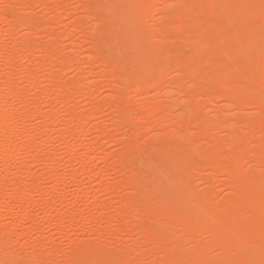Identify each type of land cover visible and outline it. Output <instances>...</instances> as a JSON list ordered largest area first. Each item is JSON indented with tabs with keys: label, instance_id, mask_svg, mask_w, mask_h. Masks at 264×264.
Here are the masks:
<instances>
[{
	"label": "bare ground",
	"instance_id": "6f19581e",
	"mask_svg": "<svg viewBox=\"0 0 264 264\" xmlns=\"http://www.w3.org/2000/svg\"><path fill=\"white\" fill-rule=\"evenodd\" d=\"M10 1H12V0H10ZM19 1L20 0H18L17 2L19 3ZM21 1H20V3L23 4V1L22 2ZM25 1L26 0H24V2ZM37 1L35 0V2H37V3H44V2L46 3V0H43V2H41L40 0H37ZM57 1H58L57 2L58 4L57 3L56 4L61 5V7H62V5L67 3L68 0L67 1L66 0H57ZM92 1L94 3V0H83V3L81 6L83 7L84 10L83 9L82 10L84 12H86L85 11L86 8H88L87 12L90 11L88 4ZM126 1L128 2L129 6L127 8V11L123 15H117V16L113 15L112 16V15L107 13L108 15H104V16L99 15V16L95 17V19H92V17H90L92 15V13L89 12L90 13V16H89L90 21H91V19L94 20L95 21L94 25L95 24L99 25L100 28L98 29V27H97L96 31H93V29H92L91 31L95 32V33L92 32L93 34H91L90 31L88 33L86 30L83 31L85 33L82 34V32H81V34L83 37H85L83 40L87 39L89 35H91V38H92L93 35L96 34V37L94 36V38H92L93 40L95 39L94 41L93 40H87L88 43H90V45H91L90 47H91V49L94 50V52L96 51V53H98L97 52L98 49L102 45H103L102 48L105 46L104 44H100V40H102L103 34H107V33L109 35L112 34L111 32L109 33L110 29L113 30L114 37L118 36V34H116V36H115L114 32L116 33L119 30L124 31L121 29L122 26L121 25L119 26L118 23H117V25H118L117 31H115L116 28L114 29L115 26L112 25V23H113L112 21H113V18H116V17L119 19V21L125 22L127 24V30L132 32L135 29L137 30V28L139 29V27L141 26V20L142 19L150 18L149 21H151L152 18L154 19V16H158V18L155 19V21H154V25L147 23V24H150L149 27H151L153 25L151 27L152 29L148 27L151 30V33L149 35V39L152 43L163 44V43H166L167 41H170V40H173L175 43L176 40H178L177 42H179V39H181V38L185 39L186 41L181 40L182 43L181 44L179 43L180 48L179 47L177 49L172 48V52H171V49L169 50L170 53L165 52V54H168L167 57L169 56L168 59L170 58V60L172 61L171 65L168 64L171 61L162 60L163 56L159 55L160 56L159 59L161 58L160 60H162V63L165 62V64H167V65H165V66L163 65V67H160V68L158 67V70L155 71L156 75H153V73H150V75H147L146 78L148 81V83H147L148 85L146 87H142L141 89L138 87V84H137L138 80L137 79H142L145 76V74L140 73V75L136 76L137 78L134 80L132 79L133 80L132 81L131 78L133 76L128 78L129 74L127 72L128 70L126 67L124 69H122L121 72H118L119 74L115 76L114 74L117 72V69L115 68L116 66H114L112 64L113 62H110L111 65L105 64L104 65V66H106L105 69L102 65L101 68L103 67V73H104V70H105V72H110L112 74L113 78L115 79L114 81L116 84H113L111 86H115L112 88H114L115 91H117V93H116V95L114 94V96L112 95V97L108 98L106 100L105 104L100 105V107H101V109H102V107H103V109L106 108L108 112L110 110V112H109L110 114L111 113L114 114V112L120 113L121 119L118 121L121 122V120H122V122H130L131 123V129L127 128V129H130V131L132 130L131 136H130V138H126L129 140H126V142H123V144H121L122 150L123 149L125 150V152L123 151L122 153H125L127 155H129L128 153L131 152L132 147H133V149H135V151L137 150V152L138 151L139 152L144 151L141 149V148H144L143 147L144 143L140 144V146H139L140 148L136 147V145H139V142H137L138 136L140 135V133H141V135L144 134L141 132V130H143L146 133V132L150 131L151 129L156 128L158 126L159 119L166 118L170 115H173V112L175 111V109L180 108L179 110H181L180 111L181 113H179L178 115L175 116V121L177 123H179V125H181L180 127L181 128L183 127V129H186L191 125L197 126L198 127V133H197L198 139H202V138L206 139L207 141H209V143L213 147V149H211V151L209 150L208 152H204L203 150H201L199 148L203 153V155L201 154V156H200L201 160H202L204 166L210 172L209 176L206 177V179H205L207 189L202 190L201 192H197L196 189L193 190L195 188L194 184L191 183V184H193V189H192L191 188L192 186L190 187L188 185L190 183H188V181H186V179L187 180L191 179V177H189L190 175H193V174L195 175L196 173H199V171L200 172L202 171L200 166L198 167L196 159H194L192 156V152L195 151V148L197 149V147L194 146L196 144L195 141H189L188 139L183 138L182 135H178L179 133L172 135L173 140H174L173 145H170L172 143L167 142L169 140V139H167V137L162 138L160 135H153L149 139L145 138V139H147V140H145L146 141L145 143L147 145V146L145 145V148L147 150L144 148L145 152L149 150L147 147L150 148V150H149L150 152L152 149V154L154 153L153 148L156 149L155 153L153 154V157L155 156V154H158L159 152L173 155L175 163L174 162H168V164L172 163V166L175 164L177 169L173 168V167H175V165H174L172 167L173 168L172 171L174 172L176 170L177 172L175 171L176 172V173L174 172L175 174L169 172L167 179L170 178V174H171V180L174 181L175 184L178 183V185H179V183L180 184L182 183L183 185H185V186L187 185V186L185 188L183 186V190H181V191L179 188H178L179 191L177 188H174L176 192L175 191H172V192H174L175 198L171 199L170 193L167 194L168 192H166L165 190L164 191L166 193L162 191V189L165 188V186L168 188L170 187V186H167L168 184L165 185V183H163L164 181L161 182V184L163 183L162 187L164 185V187L162 189L160 188V186L158 184L160 179L157 177L154 178V180L158 179L159 181H157V180L152 181V182L150 181L151 184L148 183L149 178H147V174L150 172V171H148L150 166L146 165L147 162L144 163L145 161H143V162L141 161V164L143 163L145 166L139 164V166H138L139 170H137L136 172L128 170L129 173L126 171L128 173V174H126L125 173L126 161H127L126 157L122 153H119V154L117 153L118 157L115 156L116 157L115 158L116 160L114 159L115 162L111 163L110 167H108V168L117 170L119 173H121L123 175L122 177H124V178H123L122 185L121 186H117V185L112 186L109 184L107 185V184L102 183L101 184V191L105 195H108L105 192H109V191H114V192L117 191L118 192L119 189L124 187V188H127L130 190L129 193H126V195L124 194V196L122 195L121 200H120V207H115L114 210L107 215V217H104L102 215L101 216L91 215V216H88V218L80 219V221L93 220L92 222H104L107 220V222L110 225L112 222H114L116 224L115 225L116 227L115 226L114 227L109 226L106 230H104V231L102 230L100 232V235L101 236H109V235L114 236L115 235L118 239L121 238L122 235L131 234V233H133V231L137 232L139 230L138 232L142 233V239H144L142 242V245H141V251H140V253H138L136 255L134 254L135 256L130 251L132 256H133L132 257V256H130L131 254L125 250L126 249L125 248L123 250H125L129 255H127V254L117 255L116 254L117 256L116 255L114 256L113 252L117 253L116 249L118 250V248H116L114 251L111 250V249H113V248H111L110 250L112 251L111 254L113 255V257L111 260L108 261V257L106 256L107 259H105V256H104L105 253L102 251L101 248H95V245H92L94 247H91V244L89 246L86 242H77L78 243L77 244L74 241L75 243L73 242L72 243L73 245L71 247V249H73V250L70 249V253L66 256V262H68V263H64V264H72V263H74V264H105L106 262L108 264H149V262L145 263V261L148 260V257H149L150 261H151L152 257L157 259V260L155 259V261L157 263L155 262L154 264H264V253L253 256L254 254H251L252 253V251H251V253H250L251 255L249 256L248 255L249 252L248 251H247L248 253L246 252L247 247L254 244V243L255 244L259 243L264 248V0H126ZM170 1L172 3H169ZM13 2L16 3V0H13ZM28 2H29V0H28ZM31 3H30V5H31ZM98 4L99 3L96 4V7ZM57 5H55V7L53 6L55 9L52 7H51V9L55 10L54 12H56V14H54V15H57L56 18H58V23H57L58 25L56 24L57 27H61V25L59 26V23L61 22L60 24H62V22H63L60 20L62 18L61 12H63V16L65 15L64 14V12H65L66 17H67V12H66L67 8L65 9L66 6H64L65 11L61 10V12L57 8L58 11L60 12L58 14V11H56ZM66 5L68 6V4H66ZM91 6L93 7L92 4H91ZM169 6H171V8ZM24 7H26V5ZM27 7H29V6H27ZM32 7H34V6H32ZM9 8H10V6H9ZM17 8H19V6ZM106 8H107V6H106ZM27 9H29V8H27ZM51 9L49 8V10H51ZM78 9H79V7H78ZM53 10H52V12H53ZM79 10H81V7ZM104 10H108V9H104ZM120 10H122V9L120 8ZM233 11H237V13L234 15ZM242 11H245V13H241ZM4 12H5V10H3V13L1 11V15L4 14ZM19 12H20V10H19ZM52 12L51 13L49 12V13L53 14ZM119 13L121 14L122 11H120ZM30 14H32V12ZM212 14L213 15H215V14L220 15L219 19H216L215 22L214 21L213 22L207 21L206 18ZM19 15H21V13H19ZM72 15H73V13H72ZM30 16L31 15H28L26 17L30 18ZM68 16L70 17L71 14ZM85 16H87V15H85ZM94 16H96V14H94ZM52 17H54V16H52ZM52 17H51V19H52ZM11 18L13 20H14V18L16 19V17H10V19ZM48 18H49V16H48ZM64 18H65V16H64ZM3 19L5 21H7V19H5V17H3ZM73 19L75 21H78V22L81 21L80 23H82V21H84V20H80V21L77 20L78 18H76L75 15L71 20H73ZM81 19H84V18L81 17ZM87 19H88V16H87ZM13 20H12V22H13ZM74 20L70 22L71 24L73 22V27L75 26L76 23H77V25L80 24L78 22H75ZM2 21H1V23H4V21L3 22ZM55 21H57V20H55ZM53 22H54V20H53ZM34 24H35V26H32L31 24H29L28 25L29 29L26 26L25 27L23 26V28H26L27 30H29L30 31L29 33H31V31H32V33H34L33 31H35L36 28L40 27V26L36 25V23H34ZM96 25H95V27L92 25L91 28H96ZM234 25H235V27H234ZM238 25H239V27L243 26L242 28L245 29V32L242 28H241V30L246 35L244 33L240 34L241 30H238L240 28L238 27V29H237V27H236ZM81 26H82V24H81ZM111 26H113V28ZM10 27H12V25H10ZM42 27L43 26H41L40 28L42 29ZM57 27L54 26V29ZM12 28L14 30H17L16 27H12ZM12 28L9 29L10 32H8V34L11 33V31H13ZM54 29L52 28V31ZM58 30H59V28H58ZM237 30L239 31V33L237 32ZM50 31H51V29H50ZM37 32H39V31H37ZM37 32H35V33H37ZM60 32H61V30H60ZM60 32H57V33L59 34ZM14 33H15V31H14ZM32 33H31V35H32ZM42 33L44 34L46 32L42 31ZM57 33H56V30H55V33L53 31L52 34H50V32H49L50 35H53V38H56ZM125 33H126V31H125ZM12 34H13V32H12ZM60 34L62 35V32ZM33 35H32V37H33ZM72 35H74V36L71 37V36L67 35V38L68 37H69V39L75 38V40H76L75 34L73 33ZM134 35H135V32H134ZM86 36H87V38H86ZM240 36H242V37L245 36V38H244L245 42L242 43V45L239 42H238L239 45L237 44L238 39L242 38ZM60 37L61 36H59V38ZM29 38H31V37H29ZM53 38H52V40H53ZM136 38H139V37H136ZM31 39H34V38H31ZM36 39H37V37H36ZM88 39H90V38H88ZM27 40H29V39H27ZM55 40H57V39H55ZM71 40L74 41L73 39H71ZM83 40H81V43ZM145 40H146V38H145ZM187 40H189V41H187ZM20 41H19V43H20ZM72 41H71V43H72ZM17 43H16V45H17ZM38 43L40 45V41H38ZM59 43H60V40H59ZM59 43H57V44H59ZM74 43H75V41H74ZM74 43L72 44V50L76 54L80 47H81L80 50L83 49L82 48L83 45H80L76 42V45L77 44L80 45L78 48V46H76ZM104 43H105V41H104ZM121 43H122V40H121ZM183 43L184 44L193 43L195 45L194 47H196V48H193V50L194 49H196V50L191 54L190 53L185 54L186 52L184 53L183 52L184 50L182 51V48L184 46ZM212 43H215V44L229 43V47L227 49L226 48L227 46H226L225 49H227V50L223 49L224 51H220L219 53H212V54L207 55L205 53V51L208 47L212 46ZM32 44L36 45L37 40H36V44H35V41ZM48 44H51V42ZM83 44H86L85 41H83ZM179 44H177V46ZM41 45H44V44H41ZM120 45H122V44H120ZM36 46H38V45H36ZM52 46H50V49L48 48L49 46L44 49L45 51H43V53L46 52L50 56V58H48L49 61L45 62L42 60L44 58V56H43V58L41 59L43 62L40 63V61H38L40 63V65H39V63L37 65V67L39 66L38 69L39 68L41 69L42 67H40V66H42V65H43V67L44 66L48 67L49 65L50 66L52 65V67L54 66V67H56V69L59 68V70L61 67V70L59 71V73L61 72L60 75L55 74L54 73L55 70L52 73L51 69H53V68H49L51 70V71H49V73L51 72L52 74L58 75L59 77L62 75V68H64L67 65H71L75 69V71L76 70L79 71L78 70L79 68L77 66L79 63L76 61L75 58L70 59V58H72V56L69 55L70 56L68 58L69 61L67 58H66L67 61L60 59L59 58L60 56L54 52V49H51ZM57 46H59V45H57ZM25 47H26V45L24 43H22V47L17 48V50L19 49V52L20 51H23L24 53L27 52L26 54H24L25 57H27V59L30 55H31V57L33 56L30 59H35L36 56L32 55L33 54L32 50H30L32 53L31 54L29 50L26 51ZM55 47H56V45L53 46V48H55ZM90 47H89V49H90ZM171 47H173V46H171ZM190 47H193V46H190ZM118 48L115 49L113 47V49H115V51H114V56L116 57L115 59L119 58V59H121V61H122V59L124 61L128 60L129 57L127 59L125 57V55L123 56V54L121 53V51H124V50H122V49L119 50ZM121 48H124V47H121ZM174 48H176V47H174ZM33 49H34V47H33ZM40 50L42 51L43 49L40 48ZM40 50H37L35 52H40ZM55 50H57V49H55ZM135 50H137V49H135ZM127 51H128V49H127ZM162 51H164V50H162ZM99 52H101V51H99ZM15 53H18V52L15 51L14 55H15ZM46 53H44V54H46ZM72 53L73 52H71L70 54H72ZM125 54H126V50H125ZM169 54H171V56ZM8 55L6 56V59H8V61H7L8 68L13 69V67L15 65V63L12 59L13 56H9V58H8ZM10 55H13V54H10ZM46 57H48V56L46 55ZM73 57H75V56L73 55ZM77 57H78L77 60L81 61L79 59V56H77ZM89 57H91V56H89ZM99 59H100L99 54H95L94 56H92V60H94V61L99 62ZM14 60H18V59H14ZM90 60L91 59H88L89 62L85 61L86 62L85 64H89V66L91 67V63H94V61H92V60L90 61ZM130 60H132V59H130ZM116 61H120V60H116ZM134 61H136V60H133L132 62H134ZM167 61H168V63H167ZM101 62H103V61H101ZM121 63H123V62H121ZM121 63H119V64H121ZM36 64L37 63H35L34 66H31L30 72L28 71L29 73L26 72L28 74V83L27 84H29L31 86L34 85V83L38 81V80H36L38 73L34 74L35 71L32 70L36 67ZM58 64L60 67L55 66ZM132 64L135 65V63H132ZM158 64H159V62H158ZM80 65L82 66V64H79V66ZM97 65H98V63L94 66L96 67ZM15 66H17V65H15ZM81 66H80V68H81ZM94 66H92L93 69L95 68ZM167 66H169V67L171 66V67L169 68ZM0 67H2V66H0ZM96 68H98V67H96ZM168 68H169V70H168ZM171 69L174 71H177V74L175 76H173L172 78L170 76L169 82L164 84V82H162V81L164 80L166 75H168V74H166L167 73L166 70L171 71ZM44 70L48 73V69L46 70L44 68ZM106 70H108V71H106ZM82 71L80 70L79 73ZM90 71H91V69H90ZM93 71L96 72L97 70L94 69ZM47 73H46V76L48 78L47 80L50 81L51 80L50 78H52V81L56 82L55 84L54 83H52V84L55 86L58 85L60 87V89H59V87L56 86L55 90L58 88L59 91H64L63 92L64 94L62 93L63 95L61 93H58L59 91L58 92L56 91V95L60 94V96H62V98H60L59 96L58 97H59V101H61V103H63V105L65 106V109H67L66 107H68L70 105V103L77 104L76 101L75 102L72 101L73 98L74 99L76 98L75 100H78L77 95H80L82 97L87 98L86 97L87 92L85 93L83 91V89H82L83 85L82 84L81 85L80 84H69V85H64V86L62 84L59 85V84H57L58 79H57V81H55L53 79V77H50L51 73L50 74H47ZM92 74H93V72H92ZM96 75L93 74V76H96ZM132 75H134V73ZM46 76H45V78H46ZM75 76H79L78 72H77V75H75ZM109 77H111V76H109ZM168 77H169V75H168ZM168 77H166V78H168ZM63 78H64V76H63ZM78 78L79 77H77V79ZM129 79L132 81V84L129 82ZM185 79H187V80L189 79L192 83H194V85H196L198 87L199 91L195 90L197 92L192 93V92H189L188 90H185L184 88H186V86L183 85L184 84L183 82L185 81ZM8 80L10 81V79H8ZM59 80H61V78H59ZM52 81H50V82H52ZM112 81H113V79H112ZM60 82H62V81H60ZM76 82L78 83V81H76ZM69 83H70V81H69ZM129 83H130V87L135 89V93L138 90V91H140L139 93H142V94H147L148 93L147 91L150 88H158L159 87L158 89L161 90V87H160L161 83H163L164 86L168 84L174 88L175 93H177V94L184 93L188 97V100H189L188 103L189 104L187 103L184 106V104H182L181 102H179V104H176L178 101H170V102H168V104L151 106L147 101H145L141 105V110L143 111V115L140 116V118H138V121H136L137 118L134 117V114H133L134 112L132 113L130 108H128V99L130 98V97H128V95L130 96V94L123 92V90L126 89L127 86L129 85ZM6 84H8V85L6 86ZM6 84L4 85V86H6V88H4L5 91H3L5 95H2V93L0 92V98H2L3 96H7L10 93H14V91H16L15 90L16 87L12 81H11V83H6ZM52 84L50 83V85H49V91L51 89L52 90L54 89V86L51 87ZM16 85H18V84H16ZM194 85H193V87H194ZM84 89H87V88H84ZM158 89H156V90H158ZM55 90H54V92H55ZM49 91H47V92H49ZM126 91L130 92V90L129 91L126 90ZM25 92H24V95L27 93V92L26 93ZM50 92H53V91H50ZM73 92L76 95L73 94ZM90 92H92V90H90ZM71 93L73 95H75V97H73ZM16 94H18V93H16ZM36 95H35V97H37ZM39 95H41V96H38L36 99H32V98H35L34 96L32 98H30L32 100V102L34 100H36L37 102L39 101V103H42V101L40 102V99L43 97L42 96L43 94L39 93ZM199 95L204 96V97L206 96L205 98L216 97V98L224 99V100L231 99V102L233 101V103H234V104L233 103H231V104L233 106H235L238 110L242 111L244 109L246 110L247 108L249 109V107H253L250 109L255 108L256 111H258L257 112L258 115L260 114V117L257 119H254V120H252L253 119L252 118L251 120L245 119V120L241 121L242 126L240 129L241 131H239L236 128H232V124L230 123V121L223 116L224 110L222 108H219L218 111L215 110L214 114L216 113V111H217V113H216L214 119H212V120L207 119L205 117V115H203L201 112H200L201 114L198 113L196 98ZM25 96L27 97V94ZM87 96L89 97L90 101L93 99H96V98H94V96L92 98V95H87ZM17 98L19 100V97H17ZM2 99H4V97ZM62 99H63V102H62ZM82 99H84V98H82ZM89 99H87V101ZM41 100H43V98ZM20 101L22 103L23 98L21 99V97H20ZM93 101H95V100H93ZM29 102L31 103V101L29 100L27 102L28 105H29ZM5 103L7 104V102H4V104ZM27 103H25V101H24V103H22V104H26V105L25 106L23 105L24 107L20 108L18 110V112L20 114L26 115V114H28L26 112H29V114L31 113L30 111H28V109H26V107L28 106ZM95 104H96V102H95ZM32 105H36V103H34ZM97 105L98 104H96L94 106H96V108L99 109L100 107H97ZM71 106H73V105H71ZM37 107H39V106L37 105ZM69 108L71 109L70 106H69ZM69 108H68V110H69L68 112L70 114L72 111L77 113L75 107H73L75 109V111L70 110ZM101 109H99V111H102ZM106 109H105V111H106ZM176 111H178V110H176ZM54 113H56V112H54ZM65 113H67V112H65ZM69 113H67V115ZM140 113H142V112L140 111ZM12 115H14L13 112H12V114L11 113L8 114L7 112H2L0 114V121H1V130L0 131L1 132L3 131V129H4V131L7 130V127H6V129L4 127L7 126V124L11 121L10 118L12 117ZM53 115H55V114H53ZM76 115L78 116L79 113H77ZM93 115H95V113H93L92 116ZM69 116L70 115H68L67 117H69ZM13 117H15V116H13ZM47 118H49V119L51 118V120L48 119L50 124H55L53 122L55 117L52 118V117L48 116ZM57 118H59V117H57ZM57 118L54 120L55 122H57V121L59 122V120H57ZM91 118H93V117H91ZM134 118L136 119L135 121L138 122V124L142 123V124L147 125V126L145 128H142L140 126L141 124L137 125L136 122L134 121ZM76 119H79V120H76ZM76 119H74V115L70 116L66 120L67 123L64 122V130L62 129L60 131V133H62V134H60L61 136L59 135V137L64 138L62 140L66 141V142L63 141V142H65V145H66V150H67L66 153L71 154V155L74 152L73 146H75V145H72L70 140H68V139L72 138V137L74 139V137L76 135H79V132L77 130L78 129L77 126L79 124H80V126L82 124V127H80V128H83L85 125L88 124L87 121H86V123H82V121L80 122L81 119L79 117L78 118L76 117ZM74 120L79 121L80 123H75ZM50 121L53 123H51ZM118 121L117 122L115 121V123H118ZM47 123H48V121H46V124ZM40 126H41L40 128H42L43 123ZM100 127L97 125L94 126V130L98 134L100 133L99 131L102 130V128H105L101 124H100ZM121 127H123V125ZM84 129H86V128L84 127ZM220 130H226L227 132H229V136L226 138V140L223 142V144L215 136L210 134V132L211 133L212 132H218ZM43 132H44V130H43ZM175 132L177 133V131H175ZM104 133H106V132H104ZM4 134H6L5 136H7V131ZM34 134L31 137L33 139H30L27 136V138L30 139L28 141V146L32 149L37 148V146H38V143H37L38 140L37 139L39 137H36L37 139L35 140L34 138L36 136V133H34ZM41 134L42 133H40V131H39V135H41ZM256 134H261L262 138L258 141H255V143L253 144L252 142L254 141V137L256 136ZM140 137H143V136H140ZM140 137H139L138 141L140 140ZM144 137H147V136H145V134H144ZM3 138H1V136H0V163H2L4 160L3 149L9 150L10 148L14 147L13 142H11L8 138H4V139ZM105 138H106V136H105ZM112 138H114V137L111 136V139ZM175 141H176V143H175ZM99 143L100 142H96V144L98 146L100 145ZM224 147H226V148H224ZM122 150H120V151H122ZM135 153L136 152H134V154ZM138 154H137V156H138ZM87 156H88V153H83L82 157L85 158ZM140 156L141 155H139L138 157H140ZM129 157L133 158L134 160H135V158H137L135 156H134L135 158L132 156H129ZM200 157H198V158L200 159ZM163 158H165V157H163ZM133 159H131V161ZM139 159L137 158V160H139ZM141 159H144V158H141ZM147 160L152 161L151 158H148ZM139 161H137L136 163H139ZM249 162H252L251 164H253V162H254L255 169H254L253 173L246 172L247 171L246 166ZM134 163H133V169L136 166V165L134 166ZM155 163H156V161H155ZM155 163H153L154 164L153 166H155ZM140 165H141V167H140ZM158 165L159 164L156 165V168L159 167ZM160 165H162V167H163L164 164H160ZM106 168H107V166L104 169H106ZM104 169L102 168L100 170V172L98 173V175L101 178H103L104 174H105V177H106V173L109 174L107 172V170H104ZM135 169H137V167ZM170 169H171V167H170ZM80 170L79 171L77 170L78 172L73 174L74 179L78 178L80 176L81 172H83V171L86 172V168L80 169ZM130 170H132V168ZM196 170H198V171H196ZM20 172H18V174H20ZM159 173H161V171H159ZM166 173L160 174V175H163V177H164L166 175ZM185 173H188V174H185ZM172 174H174V175L172 176ZM222 175L226 177L225 186H227L230 189L231 193L225 199L220 200L218 202L217 201L214 202V200H213L214 196L210 192V191H212L211 187H213L215 185V182ZM18 176H20V175H18ZM186 176L189 178H185ZM0 177H1V182H2V188L0 189V211L4 210L5 213L6 212L8 213V212L12 211V208L16 210V215H14L15 218H14L13 223L11 222L10 225H4V226L0 227V230H1L0 232H2L0 234V239L2 241V239H11L12 237L14 238V236H16V234H18L17 233L18 230H16L17 225H15V223H16V220L18 222L22 219L21 216L24 217L23 218L24 220L21 222H24V221H25V223L30 222L29 224H26V225H30V224L35 225L36 218H34V216L32 217L31 214H30V216H28V214H27L26 218H25V215L22 214L24 208H26V206L28 204V201H29V203L33 202L32 199H31V201L29 200L32 197L31 193H29V190H31V186H32V192L35 193L34 192L35 189L33 190L34 186L29 185L28 187L30 189H28V187L26 186L27 184H25L20 179V177L14 178L12 181L9 180V176H0ZM143 178H144V180H143ZM183 178H185V179L183 180ZM145 179L147 180L148 184H146V182H144V181H146ZM142 181H143V183H142ZM190 181L192 182V180H189V182ZM8 184L12 185V188H11L12 192L11 193L9 192V194L7 193ZM171 187H172V184H171ZM174 187H176V186H174ZM180 187H181V185H180ZM168 188H166V189L167 190L171 189V188H169V189ZM174 189L172 188L171 190H174ZM209 189H210V191H209ZM33 193H32V195H33ZM116 196L118 197L119 194H117ZM144 196H147L148 200H144ZM38 202L40 203V204L39 203L38 204L42 208H44V210H46V212H48L47 215L45 214L46 215V217H45L46 221H49L51 219H55L56 223L54 225H55V229L58 231V233H63V231H65L67 226L64 225V222H72L75 219L74 213L71 211H66L64 213L54 214L56 211V208H57L56 203H53L54 201L51 202V201H48L47 199H40ZM34 203L35 202H33L31 204H34ZM183 203L188 204V208L189 207L190 208L184 210L183 206H182V205H184ZM31 204H29V205H31ZM98 207L102 211H105L107 205H106V203L105 204L101 203L98 205ZM19 214L21 216H18ZM128 219H131L132 221H128ZM33 220L35 223H33ZM66 224L68 225V223H66ZM161 224H163L165 226V229H162L159 227V225L161 226ZM23 225H25V224H23ZM70 225H72V224H70ZM70 225H68V226H70ZM26 227H23V228L27 229ZM37 227L41 228L43 226H39L37 224ZM135 227L138 228V230H136ZM177 228H179V229H177ZM32 230H35V232H36L35 227H33V228L29 227L28 230L25 231L22 235L25 236L26 239L27 238L28 239H35L37 244H44L45 243L44 239H46L45 236L44 237L43 236L34 237L32 235V232H33ZM176 230H178V231H176ZM179 230H180L181 234H180ZM41 231H42V229H41ZM35 232L33 234H35ZM173 232H176V233L178 232L180 237L174 238L172 236ZM38 233H39V230H38ZM65 233H66V231H65ZM205 233H207V238L205 237L206 239H208L207 242H205V238H204ZM176 239H180V240H176ZM186 240H188V241L190 240V242L193 241L194 244H196L195 248L188 253H184V251H183L184 250L183 247H185V241ZM173 241L176 242L177 247L182 246L181 249H183L182 250L183 252L176 251L173 249V247L170 248L171 247L170 244ZM2 243H3V241H2ZM4 243H5V241H4ZM7 243H8V241H7ZM80 243H82L83 245L87 244L86 250L81 249V246L79 245ZM8 244H5V246ZM1 245H4V244H0V246ZM156 245H160L159 246L160 250H157L158 247L156 248ZM252 246H250V247H252ZM250 247L248 248L249 251H250ZM105 249H109V248H105ZM53 250L56 253L57 247H54ZM185 250H186V248H185ZM125 251H123V252H125ZM1 252H2V250H1ZM5 252H7V251L2 252L3 256L0 255L2 257V259L4 258V260H2L0 258L1 259L0 263L3 264V262H4V264H8V263L10 264V262H12V260H13V256L14 257H16V256L13 254L8 255L9 251L7 252V254H5ZM107 252L110 253L109 250ZM107 252H106V255H107ZM120 252L121 251H119V253ZM39 253H40V251H33L32 253H25L27 255L25 258H23V260L25 259L24 260L25 264H37L34 261H36L35 257ZM11 255H13V256H11ZM16 255H18V254H16ZM21 256L19 255V257H21ZM19 257H17V259ZM19 259H21V258H19ZM16 262L13 261L12 263H16ZM151 263H153V260L150 262V264Z\"/></svg>",
	"mask_w": 264,
	"mask_h": 264
},
{
	"label": "rangeland",
	"instance_id": "374dc122",
	"mask_svg": "<svg viewBox=\"0 0 264 264\" xmlns=\"http://www.w3.org/2000/svg\"><path fill=\"white\" fill-rule=\"evenodd\" d=\"M17 1L18 0H16V3H15V2H13V0L12 1L0 0V66H2V67H0V89L2 90V91L0 90V92L2 93V95H5L3 91H5L4 88H6V86L8 85L6 83H11V81L14 83V85L16 87V89H15L16 91H14V93H10L11 95L9 94L7 96H3L4 99H2L3 97L0 98V100L2 101V102L0 101V112L1 113L7 112L8 114L9 113L12 114V112H13V114H14L10 118L11 121L7 124V126L4 127L5 129L7 127V130L4 131V129H3L2 132L0 131L1 138H3V137L8 138L11 142H13V145H14V147L10 148L9 150L3 149L4 160L2 163H0V176H9V180H11V181L14 178L20 177V179L25 184H27L26 185L27 187L29 185L34 186L33 190L35 189V191H34L35 193L32 192V186H31V190H29V193H31V196H32L29 200L31 201V199H32L33 202H35V203L31 204L33 202L29 203V201H28V204H27L26 208H24L22 214L25 215V218H26L27 214H28V216H30V214H31V216L32 217L34 216V218H36L37 221L35 220V222H36L35 223L33 220V223H35V225L34 224L33 225H31V224L26 225V224H29L30 222H27V221H26L27 223H25V221L21 222L24 220L23 219L24 217L19 214L18 216H21L22 219L20 221H18L19 223L16 220V223H15V225H17L16 230L19 231V232L17 231L18 234H16V236H14V238L12 237L11 239H2L3 243L0 239V244H4V245L0 246V249L2 250V252H4V251L8 252L9 251L8 255L13 254L16 256V257H14L13 255H11V256H13L12 262L13 261H15V262L17 261V262L16 263L10 262V264H25V262H24L25 259L23 260V258H25L27 256L25 253H32L33 251H40V253L35 257L36 261H34L37 264H64V263H68V262H66V256L70 253V249H71V247L73 245L72 243L74 241L76 243L77 242H86L89 246L91 244V247H94L92 245H95V248H101L102 251L105 253V254L103 253L105 256V259H107L106 256L108 257V261L111 260L113 257V255L111 254L112 253L111 250L114 251L116 248H118V250L120 249L119 251H121V252L119 253V251L116 249L117 253L113 252L114 256L116 254L117 255H123V254L129 255L128 253L131 254V252L133 255L134 254L136 255V254L140 253L141 245H142V242L144 240V239H142V233L138 232L139 231L138 228L135 227L136 230H138L137 232L133 231V233H131V234L122 235V237L118 239L115 235L114 236H112V235L101 236L100 235V232L102 230L103 231L106 230L109 226L114 227L116 225L114 222H112L110 225L107 222V220L104 222H92L93 220H86L87 222L86 221H80V219L88 218V216H91V215H93V216H101L102 215L104 217H107V215L109 213H111L115 207H120V200H121L122 195L124 196V194L126 195V193H129V191H130L129 189L124 188V187L119 189L118 192L117 191L116 192H114V191L105 192L108 195H105L101 191V184L102 183L107 184V185L109 184L112 186L113 185H117V186L122 185L123 178H124V177H122L123 175L121 173H119L117 170L109 169L108 167H110L111 163L115 162L114 161V159L116 158L115 156L118 157L119 153H122L123 151L125 152L124 149L122 150L121 144H123V142H126V140H129L126 138H130L131 133H132L131 132L132 130L130 131V129H131V123L130 122H122V120H121V122L118 121L121 119L120 113L114 112V114H112V113L110 114L109 113L110 110L108 112L106 108L103 109V107H102V109H101V107H100V105L105 104V102L108 98L112 97V95L114 96V94L116 95V93H117V91H115V89L112 88L115 86H111L113 84H116L114 81L115 79L113 78V76L110 72H105V70H104V73H103V67L105 69L106 68V66H104L105 64L111 65L110 62H113L112 64L114 66H116L115 68L117 69V72L114 74L115 76L119 74L118 72H121V70L126 67L128 70L127 72L130 75V76L128 75V78L133 76L131 78V80L136 79L137 78L136 76H139L140 73L145 74V76L142 79H137L138 81L136 80L138 87L141 89L142 87H146L148 85L147 84L148 81L146 78L147 75H150V73H153V75H156L155 71L158 70V67L160 68V67H163V65L164 66L167 65V64H165V62L162 63V60L171 61L170 58L168 59L169 56L167 57L168 54H165V52L170 53V51H169L170 49L172 52V48L177 49L180 46V44L182 43V41H186V40L181 38V39H179V42H177L178 40L175 41L176 44L174 43L173 40L167 41L166 43H163V44L152 43L149 39V35L151 33V30L149 28H151L154 25V21H155V19L158 18V16H154V19L152 18L151 21H149L150 18L142 19L141 20V26L139 27V29L137 28V30L135 29L132 32L127 30V24L125 22L119 21V19L116 17V18H113V21H112L113 22L112 25L115 26L114 29L116 28L115 31H117V28H118L117 23L119 24V26L120 25L122 26L121 29L124 31L119 30L116 33L114 32L115 36H116V34H118V36H116V37H114L112 29L109 30V33L110 32L112 33L111 35H109L107 32H106L107 34H103L102 40H100V44H104L105 46L102 48V46H103L102 45L98 49V51H97L98 53H96V51L94 52V50L91 49V47H90L91 45L87 41V40H93L92 38H94V36L96 37V34L93 35L92 38H91V35H89L90 37L87 35L88 38H90V39H88L86 36L87 39L83 40L85 38L82 36V34L85 33L83 31L86 30L88 33L90 31L91 34L95 33L93 31H96L97 27L99 29L100 26L95 24L96 28H91L92 25L95 27V25H94L95 21L92 19H95V17H97L99 15L104 16V15L110 14L112 16L113 15L117 16V15L125 14L128 6H129V4L126 0H107V1L106 0H96V1L94 0V3L92 1L88 4L89 10H90L89 12L92 13L91 16H90V13L87 12L88 8H86V10H85L86 12L83 11L84 9L81 6L83 3V0H70V1L66 0L67 3L62 5L63 8L61 7V5H57L58 4L57 0H46V3L44 2L45 4L44 3H37L38 2L37 0H36L37 2H35V0H29L30 3L32 2L31 5L28 2V0H26L25 2H24V0H22L23 4L20 3L21 0L19 1V3ZM40 1L43 2V0H40ZM96 2L99 3L97 5V7H96V4H97ZM169 3H172V2L170 1ZM66 4H68V6ZM91 4L93 5V7L91 6ZM25 5H26V7H24ZM55 5H57L56 11H58V9L60 12H61V10L65 11V9L67 8L66 12H67L68 18L66 17L65 12H64L65 18L63 16V12H61L62 18L60 20L63 21L62 24H60L61 22L59 21L60 22L59 26L61 25V27H57V25H58L57 24L58 18H56L57 15H54V14H56V12H54L55 10L51 9V7L54 8ZM105 5L107 6V8ZM9 6H10V8H9ZM18 6H19V8H17ZM27 6H29V7H27ZM32 6H34V7H32ZM64 6H66L65 9H64ZM171 6H169V7L171 8ZM78 7H79V9L81 7V10L82 9L83 10L82 11L79 10ZM27 8H29V9H27ZM49 8L51 10H49ZM120 8L122 10H120ZM104 9H108V10H104ZM3 10H5V12H4L5 15L4 14L1 15V11L3 13ZM19 10H20V12H19ZM52 10H53V12H52ZM59 11H58V14L60 13ZM120 11H122L121 14L119 13ZM18 12L21 13V15H19ZM31 12H32V14H30ZM49 12L50 13L52 12L53 14H50ZM72 13H73V15H72ZM233 13L235 15L237 13V11H233ZM241 13H245V11H242ZM70 14H71V16L69 17L68 15H70ZM94 14H96V16H94ZM28 15H31L30 18L26 17ZM74 15L76 18H78L77 20H79V21L84 20V21H82V23H80L81 21L78 22V21H75L73 19L75 22L80 23L79 25H77V23L76 24L74 23L76 26V27L75 26L74 27L76 29L73 27V22H72V24L70 23L71 21H73L71 19L74 17ZM85 15L88 16L89 20L87 19V16H85ZM215 15H213V14L209 15L206 18L207 21H210V22L214 21L215 22L216 19H219L220 15H217V14H215ZM48 16L50 19L52 16H54V17H52V19L54 18L53 20L55 23L53 22L52 19L50 20L48 18ZM89 16L92 17L91 21H90ZM3 17H5V19H7V21H5L3 19ZM10 17H16V19L14 18L15 21L12 18L10 19ZM81 17L84 19H81ZM1 19L4 21V23H1V21H2ZM12 20H13V22H12ZM55 20H57V21H55ZM34 23H36V25H38L40 27L41 26H43V27H42V29L40 27H39L40 29L36 28L35 31H33L34 33H32V31H31L32 35L34 34L32 37L31 33H29L30 31L27 30L26 28H23V26L24 27L26 26L28 28L29 24H31L32 26H35ZM147 23H150L153 25L151 27H149L150 24H147ZM9 24L12 25V27H16L17 30H14L12 27H10ZM81 24H82V26H81ZM54 26L57 28L54 29ZM113 26H111V27L113 28ZM234 27H235V25H234ZM236 27L238 29L239 25ZM242 27H239L240 29H238V30H241ZM10 28H12L13 31H11V33L8 34V32H10L9 31ZM52 28L54 29L53 30L54 33H55V30H56V33L60 32V30H61L62 35L60 34L61 33L60 32L59 33L60 35L57 33L56 38H53V35H50L53 33ZM58 28H59V30H58ZM50 29H51V31H50ZM92 29H93V31H91ZM242 29L245 32V29L244 28H242ZM238 30H237V32L239 33ZM14 31H15V33H14ZM37 31H39L41 34ZM42 31L46 32V33L43 34ZM125 31H126V33H125ZM12 32L14 35L12 34ZM35 32H37V33H35ZM49 32H50V34H49ZM81 32H82V34H81ZM134 32H135V35H134ZM241 32H240V34L244 33L242 30H241ZM71 33L72 34L74 33L76 36V40H75V38H71L75 41V43H74V41L69 39V37L67 38V35H69L71 37L74 36ZM35 36L37 37V39ZM59 36H61V37L59 38ZM242 36H240V37H242ZM29 37L34 38V39H31ZM136 37H139V38H136ZM52 38H53V40H52ZM145 38H146V40H145ZM244 38H245V36L238 39L237 44L239 42L242 45V43L245 42ZM27 39H29V40H27ZM55 39H57V40L59 39L60 43H59V40L57 41ZM33 40L35 41V44H36V40H37L36 45H38V46L32 44V43H34ZM81 40L85 41L86 44H83V41L81 43ZM121 40H122V43H121ZM19 41H20V43H19ZM38 41H40V45H39ZM71 41H72V43H71ZM104 41H105V43H104ZM187 41H189V40H187ZM50 42H51V44H48ZM76 42L80 45H83L82 50H80L81 47L79 48L80 45H78V44L76 45ZM16 43H17V45H16ZM22 43H24L26 45V47H25L26 51L32 50L33 54L31 53V51H30V53L32 55L36 56V58L34 57L35 59H30L33 57V56L31 57V55L27 59V57H25V55H24L27 53L26 51H25L26 53H24L23 51L19 52V49L17 50V48L22 47ZM57 43H59V44H57ZM73 43L76 46H78V48H79L78 51L80 50L79 52L77 51L78 54L77 53L75 54V52L72 50V44ZM41 44H44V45H41ZM120 44H122V45H120ZM177 44H179V45L177 46ZM52 45L53 46L56 45L57 48L56 47L53 48ZM57 45H59V46H57ZM50 46H52L51 49H54V52L60 56L59 57L60 59L67 61V59L70 56H72V58H70V59L75 58L79 64H82V66L80 65L81 68H80L79 64L77 65L79 68L78 69L79 71L83 70L82 72H80L81 74L79 73V71H77V70L75 71V69L71 65H67L64 68H62V75L60 77L58 76L61 73V72L59 73V71L61 70V67L59 66V64L55 65V66H59L60 70H59V68L56 69V67H54V66L52 67V65L51 66L49 65L48 67H45V66L43 67V65H42V66H40V67H42L41 68L42 70L40 68H39L40 69L39 70L38 69L39 66L37 67V65L39 63L38 61H40V63L43 61H45V62L49 61L48 58H50V56L46 52H44V53H46V54H44L43 51H45L44 49L47 47L50 49ZM171 46H173V47H171ZM190 46H193V47H190ZM194 46L195 45L193 43H191V44L186 43V44H184L182 51L184 50L183 52L184 53L186 52L185 54H189V53L191 54L196 50V49L193 50V48H196ZM33 47H34V49H33ZM89 47H90V49H89ZM113 47L115 49H117L119 47L118 48L119 50H121V49L124 50V51H121V53L123 54V56L125 55V57L127 59L129 57V59L126 61H124L123 59L121 61V59H119V58L115 59L116 58L114 56L115 49H113ZM121 47H124V48H121ZM174 47H176V48H174ZM225 47L228 49L229 43H225V44L212 43V46L208 47L206 49L205 53L207 55L212 54V53H219L220 51L227 50V49H225ZM40 48L43 50L41 51ZM55 49H57V50H55ZM127 49H128V51H127ZM135 49H137V50H135ZM161 49L164 51H162ZM37 50H40L41 53L35 52ZM125 50H126V54H125ZM15 51L18 53H15V55H14ZM99 51H101V52H99ZM71 52H73L72 54L75 57H73V55L70 54ZM10 54H13V55H10ZM95 54H99V57H100L99 62L92 60V56H94ZM7 55H8V58H9V56L14 57V58L12 57V59H13L15 65H17V66L14 65V67H13V69L15 68L14 70L12 68L11 69L8 68V65H7L8 59H6ZM46 55L48 57H46ZM159 55L163 56L162 60H160L161 58L159 59V57H160ZM169 55L171 56V54H169ZM43 56H44V58H43ZM77 56H79V59L81 61L77 60L78 59ZM89 56H91V57H89ZM14 59H18V60H14ZM88 59H91L92 61H94L95 64L90 62L91 67L89 66V64H85L86 63L85 61L89 62ZM130 59H132V60H130ZM116 60H120V61H116ZM133 60H136V61L132 62ZM68 61H69V59H68ZM101 61H103V62H101ZM168 61H167V63H168ZM121 62H123V63H121ZM158 62H159V64H158ZM35 63H37L36 67L32 70L35 71L34 74L38 73L37 77L35 76L37 78L36 80H38V81L35 82L36 80L34 79L35 83H34V85L31 86V85L27 84L28 83V74L27 73L30 72L31 66H34ZM40 63H39V65H40ZM97 63H98V65L96 67H98V68H96L94 66ZM119 63H121V64H119ZM132 63H135V65ZM171 63H172V61L168 64L171 65ZM102 65H103V67L101 68ZM92 66L95 67L94 69L97 70L96 71L97 73L95 71H93L94 69L92 68ZM167 67H169V66H167ZM44 68L46 70L48 69V73L44 70ZM49 68H53V69H51L52 71ZM169 68H168V70H169ZM90 69H91V71H90ZM49 71H51L52 73L54 71V73L58 74V75L52 74L51 72H50L51 73L50 74ZM106 71H108V70H106ZM77 72H78L79 76H75V75H77ZM92 72H93V74H95V75L97 74V75L93 76ZM166 72H167L166 74H168L169 77H168V75L165 74L166 77H168V78H166V77H165L166 79L164 78V80L162 81V82H164V84L169 82L170 76L172 78L173 76H175L177 74V71H174L172 69H171V71L166 70ZM46 73L50 74V77H53V79L55 81H57V79H58L59 82L57 81V84H59V85L62 84L64 86V85H69V84H80V85L82 84L83 85V88H82L83 91L85 93L87 92V94H86L87 98L82 97L80 95H77L78 100H75L76 98L74 99L73 97H75L76 94L73 92V94H75V95H73L71 93L73 96V97L71 96L73 98L72 101H74V102L76 101L77 104L70 103L69 106L71 107V109L69 108V106L66 107L67 109H65V106L63 105V103H61V101H59V97L62 98V96H60V94L56 95V91L58 92L60 87L58 85H56L59 87V89L57 88L58 90L57 89L55 90L56 86L53 85L52 83L55 84L56 82L52 81V78H50L49 76L48 77L51 79L50 81H52V82L47 80L48 78L46 76ZM133 73H134V75H132ZM45 76H46V78H45ZM63 76H64V78H63ZM109 76H111V77H109ZM77 77H79V78L77 79ZM59 78H61V80H59ZM8 79H10V81ZM112 79H113V81H112ZM131 80L129 79V82L132 84L133 80L132 81ZM60 81H62V82H60ZM69 81H70V83H69ZM76 81H78V83ZM189 81H190L189 79L188 80L185 79V81L183 82L184 83L183 85H185L187 88V89L186 88H184V89L188 90L189 92H192V93L197 92L195 90H198V87L196 85H194V83H192L191 81L189 82ZM15 83L18 85H16ZM50 83L52 84L51 87L54 86V89L50 90L53 92L49 91ZM130 83L127 86L128 89L127 88L124 89L123 92L130 94V96L128 95V97H130L128 99V108H130L132 113L134 112L133 113L134 117L137 118V120L134 118V121L135 120L138 121V118H140V116L143 115V111L141 110V105L145 101H147L151 106L168 104V102H170V101H178L177 103L176 102L175 103L179 104V102H181L185 106V104H187L189 101L188 97L184 93H182V94L175 93L174 88L168 84L164 86V84L161 83L160 84L161 90L158 89L159 87L158 88H150L147 91L148 92L147 94H142V93H139L140 91H138V90L135 93V89L130 87ZM5 84H6V86H4ZM192 84L194 85V87ZM84 88H87V89H84ZM156 89H158V90H156ZM54 90H55V92H54ZM90 90H92V92H90ZM126 90H128V91L130 90V92H127ZM47 91H49V92H47ZM24 92L27 94V97L25 96L26 94L24 95ZM63 92L64 91H59L58 93L62 94ZM16 93H18V94H16ZM39 93L43 94L42 95L43 100H41L42 98L40 99V102L42 101V103H39V101L37 102L36 100H34L35 102L34 101L33 102L36 103V105H32L34 103L32 102V100L30 98H32L33 96L35 97L36 94H37L36 95L37 97L41 96V95H39ZM87 95H92V98L94 96V98H96V99H93V100H95V101H93V100L90 101V99ZM17 97H19V100ZM20 97H21V99L23 98L22 103H24V101H25V103H27L29 100L31 101V103L29 102V105L27 103L28 106L26 107V109H28V111L31 112L30 114H29V112H26L28 114L24 115V114H20L18 112V110L20 108H23L26 105V104L21 103ZM37 97L32 98V99H36ZM81 97L84 99H82ZM205 97L199 95L196 98L198 113L201 112L203 115H205V117L207 119L212 120V119H214L218 109L222 108L224 110L223 116L230 121V123L232 124V128H236L239 131H241L240 130L241 126H242L241 121H243L245 119L251 120L252 118H253L252 120H254V119H257L260 117V114L258 115V113H257L258 111H256L255 108L250 109L253 107H249V109L247 108L246 110L244 109V110L240 111L235 106H233L231 104V103H233V101L231 102V99L224 100V99H219L216 97H214V98H208V97L205 98ZM87 99H89V100L87 101ZM4 102H7V104L6 103L4 104ZM62 102H63V99H62ZM95 102H96V104H98L97 107H100L99 109H101L102 111H99V109L96 108V106H94V105H96ZM37 105L39 107H37ZM71 105H73V106H71ZM73 107H75L76 112L79 113L80 116L79 115L77 116L76 115L77 113H75L73 111L72 112L70 111L72 115L68 112L69 111L68 108L70 110L75 111V109ZM105 109H106V111H105ZM179 109L180 108L175 109V111L173 112V115H170L166 118L159 119V123H158V126L156 128H153L146 133L143 130H141V132L144 133L145 136H147V137H144V134L141 135V133H140V135L138 136V139L140 136H143V137H140L139 141L137 139V142H139V145H136V147H139L140 144L144 143L143 147L145 148V145H146L145 140H147L145 138L149 139L153 135H160L162 138L167 137V139H169L167 142L172 143L170 145H173V142H174L172 135L178 134V133H179L178 135H182L183 138L188 139L189 141H195L196 144L194 146L197 147V149L195 148V151L192 152V156L194 159H196L197 165H198V167L200 166L202 171L201 172L199 171V173H196L195 175L193 174L194 176L193 175L189 176V177H191V179H189V180H192V182L191 181L189 182V180H187V179H186V181H188V183H190V184L191 183L194 184L195 188L193 189V184L190 185L187 183L190 187L192 186L191 188L193 190L196 189L197 192H201L202 190L207 189L205 179H206V177L209 176V173H210L209 170L204 166V164L201 160L200 156H201V154L203 155L201 150H203L204 152H208L209 150L211 151V149H213V147L209 143V141H207L206 139H203V138L198 139V137H197L198 127L197 126L191 125L186 129H183V127L182 128L180 127L181 125H179V123H177L175 121V116L178 115L179 113H181L180 112L181 110H179ZM139 110L142 113H140ZM176 110H178V111H176ZM215 110H217V111L214 114ZM54 112H56L57 114ZM65 112L69 113L68 115H70V116L74 115V119H76V117L77 118L79 117L81 119L80 122L82 121V123H86V121L88 122L87 125H85V124H84L85 126L83 125L86 129H84V127L80 128V127H82V124H81V126L79 124L77 126V128H78L77 130L79 132V135H76L77 137L75 136L74 139H73V137L68 139V140H70L72 145H75V146H73L74 152L72 155L66 153L67 152L66 145H65L66 141L62 140V139H64L63 137H59V135L62 134V133H60V131L62 129L64 130V122L67 123L66 120L70 117V116L67 117L68 115ZM93 113H95L96 116L95 115L92 116ZM53 114H55V115H53ZM13 116H15V117H13ZM46 116L47 117L49 116L52 118L55 117V119L57 117H59V118H57V120H59V122L57 120H56L57 122H55L54 121L55 119H54L53 122L55 124H50L49 120H51V118L49 119ZM91 117H93V118H91ZM76 120H79V119H76ZM76 120H74L75 123H80L79 121H76ZM46 121H48L47 124H46ZM115 121L116 122L118 121V123H115ZM53 122H51V123H53ZM42 123H43V126H42L43 129L40 128L41 127L40 125ZM100 124L103 125L105 128H102V130H100L99 131L100 133L98 134L97 132H95L94 126L97 125L100 127ZM136 124L137 125L141 124L140 126L142 128H145L147 126V125H144L142 123L138 124V122H136ZM120 125L121 126L123 125V127H121ZM127 128H130V129H127ZM0 130H1V121H0ZM38 130L40 131V133H42L41 135H39ZM43 130H44V132H43ZM6 131H7V136H5L6 134H4V133H6ZM175 131H177V133ZM104 132H106V133H104ZM34 133H36V136L34 139L36 140L37 139L36 137H39V138L37 139L38 140L37 141V143H38L37 148L32 149L28 146V141L30 139H33L31 137ZM210 134L215 136L222 144L226 140V138L229 136V132H227L226 130H220L218 132H212V133L210 132ZM27 136L30 139L27 138ZM105 136H106V138H105ZM111 136H113L114 138L111 139ZM261 138H262L261 134H256V136L254 137V141L252 143L254 144L255 141H258ZM63 141H65V142H63ZM96 142H100L99 143L100 145L98 146L96 144ZM175 143H176V141H175ZM144 148H141L142 150H144L143 152H141V151L137 152V150L135 151V149H133V147H132L133 150L131 149V152L128 153L129 155L122 153L125 155L126 160H127L126 161V168H125L126 174H128L129 171L136 172L137 170H139L138 169L139 164H141V161L142 162L145 161L144 163L147 162L146 165L150 166L148 171H150L151 173L149 172L147 174V178H149V180H148L149 184H151L152 181H156V180L159 181L158 179L154 180V178L157 177L160 179L158 184H159L161 189L164 187V185L162 187L163 183H165V185L168 184L167 186H170L169 188H171V189L172 188L173 189L179 188L180 191L183 190V186H184V188L187 186V185L186 186L183 185L182 183L181 184L179 183V185H178V183L175 184L174 181L171 180V174H170V178L167 179L169 172L174 173L176 170L173 172L172 171L173 168L177 169L175 164H174L175 167H173L174 165L172 166V163L168 164V162H174L175 163L173 155L157 152L158 154H155V156L153 157V154L155 153L156 149L153 148L154 153L152 154V149L150 152L149 151L150 148L147 147L149 150L145 152L146 148L145 149ZM224 148H226V147H224ZM120 150H122V151H120ZM133 151L136 152L135 153L136 155L134 154ZM83 153H88V156L85 158L82 157ZM137 154H138V156L141 155L140 157L144 158V159H141L140 157H138ZM129 156H132V157L135 156L138 159L140 158L139 159L140 161L137 160V158H135V157H134L135 158V160H134L133 158H130ZM163 157H165V158H163ZM198 157H200V159ZM146 158L147 159L151 158L152 161H150V160L148 161ZM131 159H133L134 161L133 160L131 161ZM137 161H139V163H136ZM155 161H156V163H155ZM132 162L133 163L135 162L134 166L136 165L135 168L137 167V169H135V168H134L135 170L133 169V163ZM153 163H155V166H153L154 165ZM251 163L252 162H249L246 166L247 167L246 172H248V173H253L254 169H255L254 162H253V164H251ZM157 164H159L158 168H156ZM160 164H164L163 167ZM141 165L145 166L143 163ZM141 165H140V167H141ZM106 166H107V168L104 169ZM170 167H171V169H170ZM84 168H86V172H84V171L81 172L80 176L78 178L74 179L73 174L78 172L80 169H84ZM102 168L104 170H107V172L109 173V174L106 173V177L104 174L103 178H101L98 175V173L100 172V170ZM131 168H132V170H130ZM198 170H196V171H198ZM159 171H161V173H159ZM18 172H20V174H18ZM13 173L14 174L16 173L15 174L16 176ZM165 173H166V175L164 177H163V175H160V174H165ZM174 174H172V176ZM185 174H188V173H185ZM18 175H20V176H18ZM189 177L186 176L185 178H189ZM144 178H143V180H144ZM185 178H183V180ZM225 179H226L225 176H223V175L220 176L218 178V180L215 182V185L213 187H211L212 191H210L211 188L209 189V191L214 196V198H213L214 202H216V201L218 202L220 200L225 199L231 193L230 189L227 186H225ZM144 182H146V184H148L147 180ZM161 182H163V183L161 184ZM142 183H143V181H142ZM171 184H172V187H171ZM180 185H181V187H180ZM174 186H176V187H174ZM1 188H2V182H1V177H0V189ZM11 188H12V185L8 184V191H7L8 194H9V192L10 193L12 192ZM166 188H168V187L165 186V188H163L162 191L168 192L167 194L170 193L171 199H174L175 194L172 191H175V189L171 190L168 188L169 190H167ZM28 189H30V188L28 187ZM179 189H178V191H179ZM32 193H33V195H32ZM117 194H119L118 197L116 196ZM40 199H47L48 201H51V202L54 201L53 203H56L57 208H56V211L54 214L64 213L66 211H71L74 213L75 219L72 222H64V225L67 226L65 229L66 233H65V231H63V233H58V231L55 229V225H54L56 223L55 219H51L49 221H46L45 217H46L48 212H46V210H44V208H42L39 205L40 203L38 201ZM144 200H148V197L144 196ZM101 203H103V204L106 203L107 207H106L105 211H102L98 207V205ZM29 204H31V205H29ZM182 206H183L184 210L190 208V207L188 208V204H186V203ZM14 215H16V210L13 208H12V211L8 212V213L7 212L5 213L4 210L0 211V227L4 226V225H10L11 222L13 223L14 218H15ZM128 221H132V220L128 219ZM66 223H68V225H70V224H72V225L68 226ZM23 224H25V225H23ZM37 224L39 226H43V227L38 228ZM23 227H26L27 229H25ZM29 227H32V228L35 227L36 228V232H35V230H32L33 231L32 235L34 237H37V236H43L44 237L45 236L46 239H44L45 240L44 244H37L35 239H28V238L26 239L25 236L22 235L25 231L28 230ZM159 227L162 229H165V226L163 224H161V226L159 225ZM41 229L43 232L41 231ZM177 229H179V228H177ZM38 230H39V233H38ZM176 231H178V230H176ZM34 232H35V234H33ZM179 232H180V230H179ZM1 233L2 232H0V234ZM177 234L179 235L178 232L177 233L173 232L172 236L174 238L180 237V235L178 236ZM180 234H181V232H180ZM205 237L207 238V233H205L204 238ZM206 238H205V242L208 241V239H206ZM176 240H180V239H176ZM4 241H5V243H4ZM7 241L9 244L7 243ZM173 242H171V244H170L171 247L170 246L169 247L170 248L173 247V249L176 251H180V252L184 251V253L190 252L196 246V244H194L193 241L190 242V240L189 241L186 240L185 241V247H183L184 248V250H183V249H181L182 246L177 247L176 242L175 241H173ZM5 244H8V245L5 246ZM81 244L82 243L79 244L81 246V249L86 250L87 244L86 245H83V244L81 245ZM254 244H252L253 246L250 245L252 247H250V246L247 247L246 252L247 251L249 252L248 255L250 256L251 254H254L253 256H256L259 254H263L264 253L263 246L259 243H256L255 245ZM159 246L160 245H156V248L158 247L157 250H160ZM54 247H57L56 253L53 250ZM249 247H250V251L248 250ZM105 248H109V249H105ZM111 248H113V249H111ZM185 248H186V250H185ZM123 249H125L128 253ZM1 250H0V255L3 256L2 255L3 253L1 252ZM71 250H73V249H71ZM108 250L110 251V253L107 252ZM122 250L125 252H123ZM251 251H252V253H251ZM7 252H5V254H7ZM106 252H107V255H106ZM16 254H18V255H16ZM132 254L130 256H132ZM19 255L20 256L22 255L23 257L22 256L19 257ZM1 256H0V258L2 259ZM17 257H19L21 259H19V258L17 259ZM155 259L156 258H154V257L151 258V261L153 260V263H151V264H154L156 262ZM2 260H4V258ZM148 260H149V257H148ZM148 260H146V261L144 260V261H145V263L149 262V264H150L151 261L150 260L148 261ZM0 264H2V263H0ZM3 264H4V262H3ZM72 264H74V263H72ZM105 264H108V263L106 262Z\"/></svg>",
	"mask_w": 264,
	"mask_h": 264
}]
</instances>
